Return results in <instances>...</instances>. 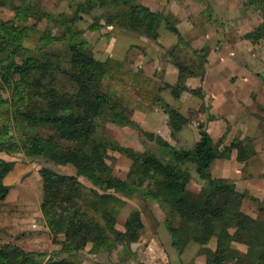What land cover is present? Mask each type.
<instances>
[{"label": "trees", "instance_id": "trees-1", "mask_svg": "<svg viewBox=\"0 0 264 264\" xmlns=\"http://www.w3.org/2000/svg\"><path fill=\"white\" fill-rule=\"evenodd\" d=\"M249 2L254 3V0ZM115 5L116 9L119 5L122 9L112 10ZM97 7H111L103 16V26L128 30L151 41L161 39L163 33L172 35L175 43L167 55L177 67V81L173 86L165 87L170 89L175 100L182 92L201 93V89L187 88L184 82L189 77L203 79L208 48H189L191 58L183 60L181 55L189 44L174 22L161 13L152 12L137 0L122 3L120 0H86L79 2L75 11L90 12ZM14 17L15 22L0 20V81L13 94V124L22 133L25 128L43 127L51 130L53 136L44 139L24 133V139L18 142L10 134L11 124L3 123L0 124V152L20 146L27 157L43 158L59 166H73L75 175L42 169L47 177V199L72 201L80 189L78 177H83L98 189L93 192L97 210L114 226L116 216L125 204L122 196L140 194L165 212L164 227L170 235L171 246L178 253L195 244L206 257L205 264H264V221L254 219L240 209L244 199L258 200L239 192L232 181L213 178L211 174L215 160L228 159L233 153L237 162L246 163L254 154L252 138L235 137L225 145L224 137L214 142L201 125L199 141L191 148H184L173 146L157 134L145 132L131 119L132 110L122 103L117 92L104 89L105 77L114 67L119 68L120 61L98 60L93 56L76 27L81 19L77 12L73 16L60 14L57 19L45 15L47 22L53 24L51 29L55 28L59 33L53 41L66 44L62 52L26 47L24 40L28 32L34 31L26 25L28 10L17 7ZM49 34L47 28L40 41ZM257 37L264 39V28L258 30ZM115 71V76L120 75V71ZM61 76L72 84L73 91L60 86ZM162 102L159 106L168 116V126L174 137L189 120ZM6 103L0 94V110L7 109ZM106 123L137 130L139 137L145 139L143 144L147 149L140 153L102 136L99 133ZM65 143L72 146L66 147ZM110 150L132 162L124 179L112 175L105 163ZM13 165L11 161L0 160V202L9 193L4 178ZM192 173L204 183L194 194L187 189ZM222 196H226L225 203L217 209ZM259 209L264 211V201ZM143 230L140 213L133 210L125 221L124 231H113L110 235L102 229L63 232L61 252L66 256L52 254L46 257L6 244L0 247V264H81L77 258L68 255L88 245L92 253L110 251L112 244L128 250L140 239ZM233 243L244 245L246 251L233 247Z\"/></svg>", "mask_w": 264, "mask_h": 264}, {"label": "rangeland", "instance_id": "rangeland-1", "mask_svg": "<svg viewBox=\"0 0 264 264\" xmlns=\"http://www.w3.org/2000/svg\"><path fill=\"white\" fill-rule=\"evenodd\" d=\"M85 1L0 0V20L15 22V8L20 7L28 10L26 25L30 28L33 27L34 31L28 32L23 44L28 48H48L62 52L66 48V44L53 41L59 33L57 29H51L53 24L48 23L47 18L57 19L60 14L73 16L77 12L81 19L77 21L76 27L81 31L83 41L93 56L98 60L112 59L120 61L119 68L114 67L112 73L105 77L103 81L104 89L116 91L122 103L132 110V114L136 109L144 112L146 106L151 107L152 103H156L155 98L157 96L154 95V91L157 88L155 85L158 86V84L163 83L162 67H159V69H153V65H146L145 69L144 65L139 67L141 65L138 62L139 51L134 52L132 49H134L136 38L145 37L128 30L117 29L114 26H103L105 21L103 16L111 7H97L90 12L86 10L75 11L76 5ZM106 1L110 2L112 0ZM123 1L120 0L121 3ZM243 1L244 5L240 3V6H237V3L228 4V0L225 3L222 0H178L176 4V0H137L140 4L145 3V7L152 12L161 13L170 18V21L174 22L179 32V24L183 25L192 16L191 22L194 23V31L191 34L182 35L189 44V47L185 48L181 55L183 60L191 58L189 48L195 49L192 47V40L195 39L198 33H210L213 30L216 31L219 26L228 22L229 19H232L233 24H236L239 18L258 13L259 17L256 18L261 21L255 27H252L250 34L246 37L252 39L255 43L259 41L263 47V62H261L258 71L263 75L262 80L264 81V39L257 37L258 30L264 28V0H254V3H250L249 0ZM163 3H166V5ZM146 4L150 6L148 7ZM111 9H116V5L112 6ZM121 9L122 6L119 5L116 10ZM225 14L232 16L227 17ZM47 28L50 29V34L43 41H40L43 32ZM145 39L154 43L159 41ZM127 48L132 49L127 51ZM202 48H207V45L204 44L200 49ZM167 51L164 57L169 58ZM115 70L120 71V75L115 76ZM152 82H154V86ZM60 86L66 91H73L72 84L62 76L60 77ZM0 94L8 102L5 104L7 109L2 108L0 110V124H11L10 134L14 136L16 141L21 142L25 134L44 139L53 136L51 130L43 127L25 128V134L22 133L20 128L13 124L11 111L13 94L1 81ZM157 102L161 103V99L158 98ZM155 105L159 106L160 104ZM160 108L163 109L161 106ZM262 123L264 124V117H262ZM99 134L113 139L120 146L131 148L140 153L147 149L143 144L145 139L140 138L138 131L131 127L123 128L106 123ZM147 145L150 148L152 147L151 144ZM64 146L69 147L72 145L65 143ZM0 160L14 163L12 170L4 178V183L10 189L6 199L0 202V247L11 244L20 247L24 251L40 253L46 257L52 254L61 257L66 256L67 254L61 252V242L64 240L65 234L63 232L102 229L105 234L110 235L113 231H124V224L130 212L137 210L140 213L144 230L140 239L129 246L130 249H123L120 245L112 244L110 251L92 253L89 251L90 245H88L86 248L72 252L68 256L77 258L81 264H89V260L92 261V264H146L149 262L157 264V261L162 262V260L169 262L168 264L191 262L205 264L206 257L200 254L199 245H189L181 254L171 246L170 235L164 227L166 214L154 201L144 199L140 194H134L131 197L122 196L125 204L116 216V224L112 226L97 210V198L93 192L94 190L98 191V189L83 177H78L80 189L72 201L66 202L60 198L47 199V177L42 169L49 168L60 174L75 175L73 166H59L43 158L27 157L20 146L18 149L10 151L2 150ZM105 163L110 168L112 175L120 179L126 177L132 164L129 158L114 150L108 151ZM212 172L214 175H219L215 171ZM203 185L204 183L200 180H197V183L190 181L187 189L191 194H194L197 192L193 191L192 186H201V190ZM246 194L250 196L248 193ZM225 199L226 196L220 197L216 206L217 209L223 207ZM257 200L258 202H254L247 198L244 204L259 207L263 204L264 198L262 201ZM93 258H96L97 261L91 260Z\"/></svg>", "mask_w": 264, "mask_h": 264}, {"label": "crops", "instance_id": "crops-1", "mask_svg": "<svg viewBox=\"0 0 264 264\" xmlns=\"http://www.w3.org/2000/svg\"><path fill=\"white\" fill-rule=\"evenodd\" d=\"M222 2L225 3L226 0ZM234 3H237V6H240V3L244 5L243 0H228V4ZM142 4L145 6V3ZM163 4L166 5V3ZM146 6L150 5L146 4ZM191 17L183 25L179 24L181 35L191 34L194 31ZM256 17H259L258 13L239 18V20L237 18L236 24L229 19L216 31L205 34L196 33L195 39L192 40V47L200 49L206 44L208 48L205 75L202 80L199 77H189L184 83L189 89H201V93L182 92L177 100L172 98L170 89L165 87L176 83L177 67L170 58L164 57L165 52L175 43V38L167 33H163L162 38L155 43L143 37L136 38L134 49H131L134 52L139 51L141 56L138 60L141 64L139 67L142 65L144 69L146 65H153V69L162 67L163 83L155 85L157 87L154 91V95L157 96L156 103H152L151 107L146 106L144 112L136 109L132 119L145 132L157 134L173 146L184 148H191L199 141L201 125L214 142L224 137L225 145L235 137L252 138L254 154L246 163L237 162L233 153L228 159L215 160L211 166V174L213 178L232 181L239 192L248 193L262 201L264 198V124L262 123L264 81L258 69L263 62V47L259 41L255 43L246 37L250 34L252 27L260 23L261 20ZM129 49L127 48V51ZM152 85L154 86V82ZM158 98L174 107L189 120V123L174 137L171 136L168 126V116L160 106L155 105L160 103L157 102ZM212 171L219 175H214ZM197 180L192 173L191 182L197 183ZM200 187L192 186V189L198 192ZM245 200L241 203V211L254 219L263 221V211L257 205L244 204ZM233 247L242 252L246 251V247L241 244L233 243ZM95 259L91 260L97 261ZM166 263L169 262L157 261V264ZM89 264H92V261L89 260ZM146 264H152V262Z\"/></svg>", "mask_w": 264, "mask_h": 264}]
</instances>
